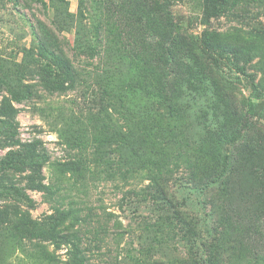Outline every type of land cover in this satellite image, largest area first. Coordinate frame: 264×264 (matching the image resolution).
<instances>
[{"label": "rangeland", "instance_id": "1", "mask_svg": "<svg viewBox=\"0 0 264 264\" xmlns=\"http://www.w3.org/2000/svg\"><path fill=\"white\" fill-rule=\"evenodd\" d=\"M80 1L0 0V162L9 153L21 150V146L34 143L40 153L45 152L50 157L43 168L44 183L58 181L59 186L53 193L27 188L33 203L0 196V206L7 205L29 215L38 229L51 228L57 223L55 207L58 205L66 209L73 206L80 209L84 216L90 213V222L81 228L85 245L94 251V264H132L134 261L130 254L140 257L142 264H190L187 261V243L180 239L181 234L177 240L159 246L149 230V226L158 220L159 213L165 216L173 210L161 209L163 206H157L138 194L149 183V180L140 177L141 172H134L135 175L126 180H122L118 172L120 156L116 137L108 126L109 115H112V124L118 122L117 113L102 92V73L74 48L77 30L81 26L90 28L82 31L84 35L95 36L92 27L96 8L94 0H84L86 10L83 12L79 9ZM157 1H161L162 6L160 17L167 18L168 27L184 35L187 43L198 45L208 25L222 33L231 46L228 51L217 52V55L224 54L219 56L223 69L213 66L209 58L197 52L207 74L202 84L204 88L200 90L206 93L203 96L193 94L187 105L195 103L197 107L188 106L186 118L180 124L189 148L199 149L205 143L207 148L210 146L207 143H215L219 136L230 134L240 127V110L250 111V107L255 110L254 115H249V129L236 148L238 170L232 185V201L243 212L251 214L257 227L264 231V118L255 114L264 104V0L238 3L209 23L203 19L202 0ZM120 16L118 14L115 18ZM125 16L127 25L133 24L134 20L128 17V12ZM102 32L106 38V27ZM62 53L73 59L79 75L69 89L58 92L52 86L58 75L54 55ZM121 61L126 60L119 58ZM238 65L246 66L248 72L255 76L262 89L261 98L255 96L256 92L238 70ZM224 82L229 85L234 83L235 87L227 88ZM12 92L24 96L23 100L13 99ZM222 93L233 103L231 108H235L237 114L225 117L222 113ZM141 96L142 91L135 94L124 89L121 101L115 99L114 102L118 108L121 103L125 107H135ZM194 98L197 100L193 101ZM134 112L136 114L135 109ZM139 119L140 116L132 125H136ZM218 120L224 125V134H214ZM162 122L160 129H150L151 134L144 142L147 147L143 162L146 164L163 162L186 150L170 138L176 120L165 116ZM146 123L134 126L136 133ZM75 137L84 138L88 143L86 155L89 159L97 156L108 166L104 168V164H92L88 169L83 168L78 176L66 174L63 171L65 164L81 153ZM96 138L99 139L97 150L95 144H91ZM223 139L218 142L216 150L223 152L229 149ZM150 142H154L156 151L162 147L164 151L152 153ZM16 155L10 154L18 159ZM131 161L133 169L139 167L138 158ZM172 169L169 192L176 205L187 209L195 219L202 220L199 230L203 239L207 240L206 220L212 207L209 193L199 191L200 187L197 182L191 181L185 164L176 166L173 163ZM109 172L114 176L110 177ZM30 174L28 169H11L3 171L0 178L3 176L4 179L5 175L6 183L29 187L27 179ZM208 191L211 193V190ZM107 212L113 213L109 221ZM70 222L68 220L64 225ZM208 225L211 227V223ZM86 227L91 230L85 232ZM119 227L120 231L128 230L118 235ZM96 232H100L101 241L95 240ZM97 244L101 245L100 249ZM32 245L31 240L15 226H3L0 229V264H48ZM247 246L251 249L250 244ZM48 248L61 258L68 257L69 247L66 244H48Z\"/></svg>", "mask_w": 264, "mask_h": 264}, {"label": "trees", "instance_id": "2", "mask_svg": "<svg viewBox=\"0 0 264 264\" xmlns=\"http://www.w3.org/2000/svg\"><path fill=\"white\" fill-rule=\"evenodd\" d=\"M163 1L168 3V0ZM243 1L252 0H202L205 23L222 16ZM94 3L96 8L92 27L95 29V36L84 35L82 31L90 28L81 26L77 30L74 48L91 60V63L96 65L97 70L102 73V92L117 113L118 122L112 124V115H109L108 126L116 137L117 153L120 156L118 172H120L121 179L126 180L141 172L140 177L149 180V183L138 194L157 206H163L161 209L173 210L165 216L159 213L158 220L149 226V230L151 229L150 231L154 234L153 240L162 246L177 240L176 238L181 234L180 239L187 243V261L190 264H264V231L257 227L251 214L243 212L241 207L232 201L234 197L232 185L235 172L238 170L236 148L245 131L249 129V115H254L255 110L252 107L250 111L240 110L241 116L238 122L240 127L230 134L223 132L224 125L219 120L216 121L218 127L214 134L221 132L225 134L219 136L215 143H207L210 145L207 148L206 143L199 149L193 146L189 148L182 134V124H180L186 118L188 106L197 107L195 103L187 105L188 100L191 101L193 98V94L203 96L206 93L200 90L204 88L202 84L207 74L198 59L197 52L209 58L213 66L223 69L219 56L224 54L217 55V52L223 49L228 51L231 47L224 40V35L207 25L202 32L200 43L193 46L186 42L184 35L168 27L167 18L160 17L161 1L94 0ZM79 9L82 12L86 10L84 0L80 1ZM126 12L129 13L128 17L134 20L131 25H127ZM118 14L121 16L116 19L115 16ZM104 27L108 30L106 38L103 37L102 32ZM41 45L44 46V44ZM52 53L55 54L53 51ZM54 57L58 75L52 86L58 92H65L72 86V83H75L79 71L73 59L66 53L54 55ZM119 58L126 61L119 62ZM238 70L248 79L252 90L256 92L255 96L261 98L262 89L258 86L255 76L248 72L246 66L238 65ZM224 85L227 88L228 86L235 87L234 83L229 85L228 82H224ZM124 89L135 94L142 91L141 99L135 107H125L122 103L119 108L115 105V99L121 101ZM221 95L223 97L222 106H224L222 113L225 117L237 114L235 108H231L234 106L233 103L225 99V94ZM12 97L15 100L24 98L15 92H12ZM196 100L193 99V101ZM132 108L135 109L136 114ZM255 114L264 118V104L260 105ZM139 116L137 126L140 123H147L136 133V127H134L136 125L132 124ZM165 116L176 120L170 138L178 145L184 146L186 150L184 153L178 152L179 154L163 162L146 164L143 162L147 147L144 142L151 134V128L158 130L162 127V119ZM200 116L206 120L203 114ZM229 119L231 120V117ZM13 134L15 135L14 132ZM222 137L224 138L222 142L229 146V149L223 152L216 150ZM75 140L77 146L81 148V153L65 164L63 171L66 174L72 173L78 176L83 168L88 169L92 164L101 166L105 163L97 156L89 159L88 150H86L88 143L84 138L75 137ZM91 144H95L97 150L99 139L96 138ZM150 145L152 153L164 151L163 147L156 151L154 142H150ZM10 154H17L18 159ZM133 158H138L140 164L136 169H133L131 163ZM49 161V155L45 152L40 153L34 143L21 146L18 152L9 153L7 158L0 162V174L11 169H21V171L28 169L31 171L27 179L29 187L8 184L5 182L4 175V179L3 176L0 178V196L33 203L27 188L49 193L56 192L59 187L58 181L50 184L44 183L46 177L43 175V168ZM173 163L176 166L181 163L185 164L190 172L191 181L197 182L200 187L199 191L209 193L208 198L212 207L209 218L206 220L209 236L207 240L203 239L199 230L203 224L202 220L197 218L196 220L187 209L180 208L178 204L177 206L173 195L169 192V177L173 173ZM107 166L105 165L104 168ZM1 168L4 170L2 171ZM134 172L137 173L134 174ZM108 174L110 177L114 176L110 172ZM166 174H168L167 177ZM208 190H211V193ZM55 210L57 223L51 228L38 229L37 223L29 215L13 210L7 205L0 206V229L5 225L15 226L24 234V237L31 240L33 248L43 256L48 264H94L92 261L94 251L85 245L81 228V226L88 225L91 214L84 216L80 209L73 206L66 209L58 205ZM112 214L107 212L108 221L111 220ZM68 220L71 222L64 225ZM209 222L211 227L208 225ZM147 227L148 225L145 229ZM120 228L117 231L118 235L128 230L120 231ZM86 230L85 232H88L91 229L86 227ZM94 237L95 240L101 241L100 232H96ZM48 244L68 245V257L64 259L53 253L48 248ZM248 244L251 245V249L247 246ZM96 247L100 249L101 245L97 244ZM130 257L134 261L132 264H142L140 257L133 254H130Z\"/></svg>", "mask_w": 264, "mask_h": 264}]
</instances>
